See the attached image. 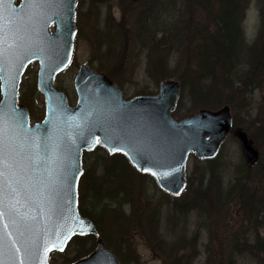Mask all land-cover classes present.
Segmentation results:
<instances>
[{
  "label": "water",
  "instance_id": "1",
  "mask_svg": "<svg viewBox=\"0 0 264 264\" xmlns=\"http://www.w3.org/2000/svg\"><path fill=\"white\" fill-rule=\"evenodd\" d=\"M76 5L77 0H23L16 7L13 0H0V145L11 147L16 190L0 193V264H48L50 252L63 250L74 233H97L79 214L77 184L82 151L98 140L110 153L125 152L138 170L154 173L163 189L179 194L186 186L189 153L214 157L232 128L229 105L175 119L178 80H162L156 95L125 100L114 81L86 64L75 77L77 105L69 106L54 79L71 59ZM34 60L40 62L38 90L45 96L46 118L29 126L28 109L17 104V96L21 76ZM236 134L255 164L259 151L246 132ZM97 243L75 264H121L102 239Z\"/></svg>",
  "mask_w": 264,
  "mask_h": 264
},
{
  "label": "trees",
  "instance_id": "2",
  "mask_svg": "<svg viewBox=\"0 0 264 264\" xmlns=\"http://www.w3.org/2000/svg\"><path fill=\"white\" fill-rule=\"evenodd\" d=\"M249 2L130 0L129 7L123 10L126 18L122 17L119 25L128 29L133 27L134 37L126 39V35H121L125 36V52L130 42L140 43L139 47L146 52V72L153 78L178 77L183 91H186L185 97H190L193 110L230 103L235 110L236 126L244 129L255 144L264 145L263 107L249 121L242 120L236 111V105L238 108L249 106L247 99L250 94L264 86V5L258 36L254 43L248 44L243 20ZM110 21L116 25L111 15L107 18V22ZM97 37L103 41H94L95 46H105L107 53L113 52L114 36L107 31ZM125 52L112 60L101 53L100 63L109 68L121 65L127 61ZM100 161L101 158L97 157L84 173L80 185V209L95 220L103 238L119 256L125 251L137 259L132 241L137 234L159 253L162 264H194L200 254L198 243L202 235L197 232L189 236L185 228L187 221L180 220H186L190 213L198 211L206 220L203 227L208 235L204 264H213L214 261L216 264H232L234 253L230 250L233 245L238 241L249 244L244 235L229 232L226 222L227 214L233 212L231 207L240 200L243 206L238 211L244 213V218L250 222L257 221L261 207L264 210V193L260 194L255 188L261 177L255 172L259 166H249L245 158L242 165L235 167L227 183L226 171L222 169L220 160H205V165L199 169L198 182H193L195 187L189 177L182 200H175L172 204L167 195L161 201L150 202L143 184L153 179L137 172L123 154L107 155L103 162ZM170 204L171 210L163 213L164 207ZM126 206L129 207L128 212ZM165 222L169 226L174 225L176 239L173 242L167 241L161 232ZM212 227H215V232H221L219 252L214 249L215 232ZM86 239L77 238L74 247L76 257L89 251H85ZM256 244L262 245L259 239L254 245H249L252 256L258 255Z\"/></svg>",
  "mask_w": 264,
  "mask_h": 264
},
{
  "label": "rangeland",
  "instance_id": "3",
  "mask_svg": "<svg viewBox=\"0 0 264 264\" xmlns=\"http://www.w3.org/2000/svg\"><path fill=\"white\" fill-rule=\"evenodd\" d=\"M129 3L130 0H79L78 17L79 21L81 22V29H79L78 32L75 58L71 67L66 72L60 74L56 80L57 85L66 90L69 100L72 104H75L77 100L73 85V78L76 74L79 64L84 62L107 71L123 88L126 97H131L141 93L157 92L160 79L156 80L146 72V52H144L139 47L140 43L130 42L129 49L127 52H125L123 40L125 39V36L121 35H126V39L130 38L131 36L134 37L135 35L133 27L128 29L126 26L119 25L122 24V17L123 19L126 18L125 14L123 16V10L129 7ZM263 5L264 3L261 0H254L250 4V7L246 13L244 27L245 31H248L247 35L252 37V39H255V37L258 35L261 27L260 9L263 7ZM132 12L133 10H131L129 14L131 15ZM109 15L112 16L113 21L116 24L115 26L111 21L107 22ZM99 17H101L100 20H97ZM107 31L116 39L112 42L114 50L111 53H107L105 46L101 48L98 44L97 46L94 45V41L101 40L100 37H97V35ZM94 34L97 35L95 36ZM106 35L110 36L109 34ZM123 52H125V54L127 53L128 57L127 61L125 63L122 62L121 65L109 68L100 63L101 53L104 57H108L109 60H112L121 57ZM38 68V63H34L28 68L21 87V95L23 96L21 101L28 105L31 109L34 121L39 120L42 117L44 107V98L36 88ZM263 98L264 86L262 89H256L250 94L247 99L250 103L249 106L243 105L238 108L236 105V111L238 113L237 116L242 117V120L244 121H249L252 116H254L259 111L261 106L264 109ZM189 99L190 97L188 95V98L183 97V99L180 101V104L175 112L176 117H181L191 112L192 109ZM233 111L235 112V110ZM256 146L259 148L262 158L261 162L257 165L259 167L255 169V172L261 175L260 179L255 183V188L261 194L264 193V188L262 187L264 186V145L259 143L258 145L256 144ZM106 156L107 152L104 149H96V151L86 154L85 158L87 168L91 167L92 162H94L97 157H100V162H103ZM219 157L221 167L226 171L224 177L226 178L227 183V181L232 177L235 167L242 165L244 162L242 147L234 136H230L226 140ZM204 165L205 161L199 160L194 154L190 155L187 167V177H191L193 187L196 185V183L194 184L193 182H198L197 180L200 178L199 169ZM144 186H146V191L144 192L145 196L150 199V202H158L164 198V192L161 191L154 181L144 183L143 188ZM171 200L173 201L174 199L172 198ZM177 200L181 201L182 197H178ZM237 201L238 204L231 207L233 212H229L227 214L228 220L226 223L228 225L229 232L236 233L237 236H240L241 234L244 235L247 239V242L251 245H254V243L258 242V239L261 241V244L264 245V210H262L261 207L257 221L255 220L250 222L244 218V213L238 211L243 205H241L240 200ZM105 202L106 201H102V203ZM171 204L167 205L170 208L167 206L164 207L163 213L167 214V212L171 210ZM125 209L128 211L129 207L126 206ZM180 221H187L185 228H187L189 231V236L197 232L202 233V238L198 243V250L200 254L195 260L194 264H204L206 261L205 244L208 242L207 229L203 227V224L206 222V220L204 217L200 216L198 211H194L189 214L186 220L183 219ZM212 229L214 231L215 227H212ZM161 232L166 236V239L169 242H173L176 239L173 224L172 226H169L166 222L162 223ZM220 233L221 232L214 233V249L216 251H218V249L221 250V247L219 246ZM240 238L243 239V236ZM132 241L135 248L134 254L137 256V259L133 258L129 253L124 251V254H121L122 256H120L123 264H162V260L158 256L159 253L153 251L140 236L134 234ZM239 243V248L245 247L244 241H239ZM92 244H94L93 238L85 241V251L87 249L90 250V245ZM75 245L76 244H73L72 242L67 251L62 254L53 253L51 255V263L71 264V262L75 260L77 254V251L74 249ZM222 249L226 250V247H223ZM255 250L257 251L258 255L252 256L247 251L241 255L235 256L233 264H259L258 260L264 258V252H262L263 249L261 251L258 249ZM216 260H218V257ZM213 264H216V262L214 261Z\"/></svg>",
  "mask_w": 264,
  "mask_h": 264
},
{
  "label": "snow or ice",
  "instance_id": "4",
  "mask_svg": "<svg viewBox=\"0 0 264 264\" xmlns=\"http://www.w3.org/2000/svg\"><path fill=\"white\" fill-rule=\"evenodd\" d=\"M35 3L36 0H33ZM0 193L3 192L4 188L10 190L11 193H15L14 180L13 177V164L14 162L10 163L11 161V147L10 145H0ZM154 174V173H153ZM3 203V200L0 199V204ZM8 211L12 213L14 211V204L10 201L8 204ZM4 215V211L0 208V217ZM10 235V234H9ZM62 250V249H61ZM19 251V249H17ZM20 264H23V261H20Z\"/></svg>",
  "mask_w": 264,
  "mask_h": 264
},
{
  "label": "flooded vegetation",
  "instance_id": "5",
  "mask_svg": "<svg viewBox=\"0 0 264 264\" xmlns=\"http://www.w3.org/2000/svg\"><path fill=\"white\" fill-rule=\"evenodd\" d=\"M234 249H235L236 251H242L241 248H239L238 246H235ZM262 264H264V262H263Z\"/></svg>",
  "mask_w": 264,
  "mask_h": 264
}]
</instances>
